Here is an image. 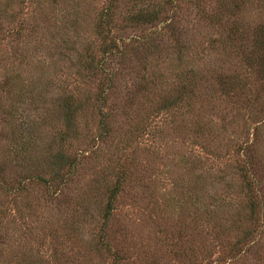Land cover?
<instances>
[{
	"label": "rangeland",
	"instance_id": "obj_1",
	"mask_svg": "<svg viewBox=\"0 0 264 264\" xmlns=\"http://www.w3.org/2000/svg\"><path fill=\"white\" fill-rule=\"evenodd\" d=\"M0 264H264V0H0Z\"/></svg>",
	"mask_w": 264,
	"mask_h": 264
},
{
	"label": "trees",
	"instance_id": "obj_2",
	"mask_svg": "<svg viewBox=\"0 0 264 264\" xmlns=\"http://www.w3.org/2000/svg\"><path fill=\"white\" fill-rule=\"evenodd\" d=\"M109 12V11H108ZM150 16H153V15H150ZM102 35V34H101ZM100 35V36H101ZM103 48L105 49L103 52H102V57H103V60H105V62H106V60H107V57L110 55V53H111V51H110V49H112V47H111V45H107V43L103 46ZM82 58H84V55H82ZM90 59H92L91 57H89ZM86 59H88V57H86L85 58V61H86ZM95 59H92V62H90V63H87V65H92L93 66V61H94ZM95 72H96V70H95ZM243 166V165H242ZM239 169H241L242 170V172H246V173H250V171L249 170H247V168H244V167H241V168H239ZM249 171V172H248ZM111 204V203H110ZM250 209L251 210H255L256 209V205H251V207H250Z\"/></svg>",
	"mask_w": 264,
	"mask_h": 264
}]
</instances>
